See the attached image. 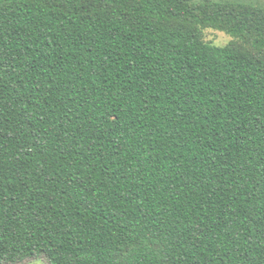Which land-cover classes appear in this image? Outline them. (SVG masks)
<instances>
[{"label": "trees", "instance_id": "16d2710c", "mask_svg": "<svg viewBox=\"0 0 264 264\" xmlns=\"http://www.w3.org/2000/svg\"><path fill=\"white\" fill-rule=\"evenodd\" d=\"M0 237V264H264V12L0 0Z\"/></svg>", "mask_w": 264, "mask_h": 264}, {"label": "rangeland", "instance_id": "374dc122", "mask_svg": "<svg viewBox=\"0 0 264 264\" xmlns=\"http://www.w3.org/2000/svg\"><path fill=\"white\" fill-rule=\"evenodd\" d=\"M216 1H230V0H216ZM231 1L245 2V0H231ZM204 38L206 42L211 43L218 47H225L231 44L233 41V39L229 37L228 35H226L225 33L214 31V30L205 31ZM27 262L23 264H27ZM33 264H36V262L33 261Z\"/></svg>", "mask_w": 264, "mask_h": 264}, {"label": "snow or ice", "instance_id": "6c2138e0", "mask_svg": "<svg viewBox=\"0 0 264 264\" xmlns=\"http://www.w3.org/2000/svg\"><path fill=\"white\" fill-rule=\"evenodd\" d=\"M245 2L252 7L259 9L261 12H264V0H245ZM0 239L3 238L0 237ZM33 261H35L36 264H49L48 258L42 252H38L30 257L27 264H33Z\"/></svg>", "mask_w": 264, "mask_h": 264}]
</instances>
